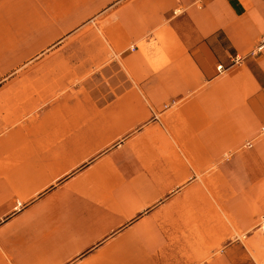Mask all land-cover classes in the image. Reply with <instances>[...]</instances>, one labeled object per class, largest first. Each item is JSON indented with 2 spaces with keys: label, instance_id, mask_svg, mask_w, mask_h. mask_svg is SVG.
Masks as SVG:
<instances>
[{
  "label": "crops",
  "instance_id": "crops-1",
  "mask_svg": "<svg viewBox=\"0 0 264 264\" xmlns=\"http://www.w3.org/2000/svg\"><path fill=\"white\" fill-rule=\"evenodd\" d=\"M263 254L264 0H0V264Z\"/></svg>",
  "mask_w": 264,
  "mask_h": 264
},
{
  "label": "rangeland",
  "instance_id": "rangeland-1",
  "mask_svg": "<svg viewBox=\"0 0 264 264\" xmlns=\"http://www.w3.org/2000/svg\"><path fill=\"white\" fill-rule=\"evenodd\" d=\"M250 255L252 256V252L250 251ZM263 256H264V254H263ZM264 258V257H263ZM261 264V263H260Z\"/></svg>",
  "mask_w": 264,
  "mask_h": 264
},
{
  "label": "built area",
  "instance_id": "built-area-1",
  "mask_svg": "<svg viewBox=\"0 0 264 264\" xmlns=\"http://www.w3.org/2000/svg\"><path fill=\"white\" fill-rule=\"evenodd\" d=\"M237 59H238V58H237ZM220 68H221V66L218 67V69H220Z\"/></svg>",
  "mask_w": 264,
  "mask_h": 264
}]
</instances>
